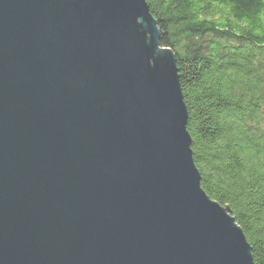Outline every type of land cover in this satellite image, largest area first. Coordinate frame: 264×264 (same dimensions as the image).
I'll return each instance as SVG.
<instances>
[{"label": "water", "instance_id": "95a60500", "mask_svg": "<svg viewBox=\"0 0 264 264\" xmlns=\"http://www.w3.org/2000/svg\"><path fill=\"white\" fill-rule=\"evenodd\" d=\"M187 119L146 0H0V264H255Z\"/></svg>", "mask_w": 264, "mask_h": 264}, {"label": "trees", "instance_id": "16d2710c", "mask_svg": "<svg viewBox=\"0 0 264 264\" xmlns=\"http://www.w3.org/2000/svg\"><path fill=\"white\" fill-rule=\"evenodd\" d=\"M175 56L201 187L264 264V0H146Z\"/></svg>", "mask_w": 264, "mask_h": 264}]
</instances>
